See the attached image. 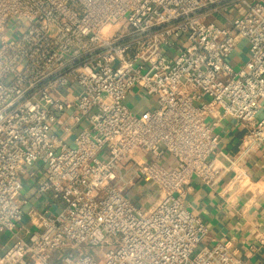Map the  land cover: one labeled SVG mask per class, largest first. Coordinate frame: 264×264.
<instances>
[{
	"label": "built area",
	"instance_id": "2783aa9c",
	"mask_svg": "<svg viewBox=\"0 0 264 264\" xmlns=\"http://www.w3.org/2000/svg\"><path fill=\"white\" fill-rule=\"evenodd\" d=\"M227 117L264 152V0H0V264H235L186 202Z\"/></svg>",
	"mask_w": 264,
	"mask_h": 264
},
{
	"label": "crops",
	"instance_id": "0c3cea01",
	"mask_svg": "<svg viewBox=\"0 0 264 264\" xmlns=\"http://www.w3.org/2000/svg\"><path fill=\"white\" fill-rule=\"evenodd\" d=\"M248 55L246 43L240 41L234 51L236 62H244ZM152 101L138 99L137 92L130 96L131 104L138 111ZM217 131L221 135V150L228 154H221L219 158L224 168L222 176L213 186L194 178L187 193V205L208 227L205 244L230 242L237 251L235 264H264V243L260 241L264 238V152L258 150L250 158L233 164L245 134L244 126L237 119L227 117ZM27 184L22 197L29 196L31 204L39 208L51 207L49 194H36L34 187L29 186L31 183ZM136 189L142 192V201L146 204L158 193L150 184H137Z\"/></svg>",
	"mask_w": 264,
	"mask_h": 264
},
{
	"label": "rangeland",
	"instance_id": "374dc122",
	"mask_svg": "<svg viewBox=\"0 0 264 264\" xmlns=\"http://www.w3.org/2000/svg\"><path fill=\"white\" fill-rule=\"evenodd\" d=\"M231 11L236 12V9H232ZM10 26H15V29H17V26L14 24L13 21L9 23ZM152 104H155V101H152Z\"/></svg>",
	"mask_w": 264,
	"mask_h": 264
}]
</instances>
